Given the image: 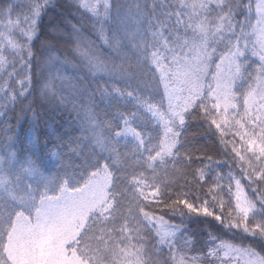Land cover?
Returning <instances> with one entry per match:
<instances>
[{
	"label": "trees",
	"instance_id": "16d2710c",
	"mask_svg": "<svg viewBox=\"0 0 264 264\" xmlns=\"http://www.w3.org/2000/svg\"><path fill=\"white\" fill-rule=\"evenodd\" d=\"M263 16L264 0H0V264L264 263V59L219 87ZM186 62L201 68L174 106L156 66L176 81ZM239 189L259 235L234 226Z\"/></svg>",
	"mask_w": 264,
	"mask_h": 264
},
{
	"label": "rangeland",
	"instance_id": "374dc122",
	"mask_svg": "<svg viewBox=\"0 0 264 264\" xmlns=\"http://www.w3.org/2000/svg\"><path fill=\"white\" fill-rule=\"evenodd\" d=\"M46 1L48 2L49 0ZM23 24L25 25V30L30 28L32 24V18L30 15L27 16L25 23ZM27 35L29 36V34ZM249 57L264 59V16L259 21H255V23L250 25L248 32L243 35L242 41L238 44V46H236L234 52L224 58L226 60L222 62L221 66L228 62V67L224 65L219 71V87L221 90H227L228 87H231L229 79L231 80L233 78L234 81L236 80L237 73L235 72L238 67L236 66L238 65V61L240 59L243 61L247 60ZM187 62L186 64H179L178 66H175L176 75H178L176 81H171L168 76L169 73L158 65L156 66V68H158L157 71L161 79V83L164 86L166 97L169 98L174 106L179 101L186 102L188 98L192 96V80L195 76V70L192 68V65L201 68L198 64L188 65ZM222 93L226 95L229 94L228 91H222ZM248 201L249 200L246 197L245 192L242 191V189H239L237 196V208L235 211L237 216L236 218L239 221H236L234 225L237 229L242 227L244 221L247 223L246 217H249V213L251 212V209L248 208ZM243 227L245 228L247 234L255 236L257 233L258 235L260 233L258 228L250 227L246 224L243 225ZM228 252L234 259V264H264L263 261L259 259L255 253H253L255 251L251 252L241 248H229ZM181 262H183L182 257L179 264H182ZM183 263L187 264L188 262Z\"/></svg>",
	"mask_w": 264,
	"mask_h": 264
}]
</instances>
